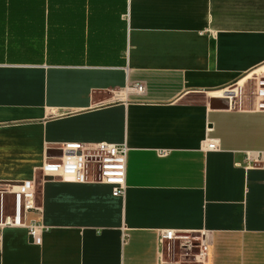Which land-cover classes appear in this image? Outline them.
Wrapping results in <instances>:
<instances>
[{"label": "crops", "instance_id": "crops-1", "mask_svg": "<svg viewBox=\"0 0 264 264\" xmlns=\"http://www.w3.org/2000/svg\"><path fill=\"white\" fill-rule=\"evenodd\" d=\"M263 65L264 0H0V182L36 177L46 227L4 229L0 264H161L162 230L264 264V167L244 161L264 110L222 91ZM99 142L128 148L121 198L39 179L52 150Z\"/></svg>", "mask_w": 264, "mask_h": 264}, {"label": "built area", "instance_id": "built-area-1", "mask_svg": "<svg viewBox=\"0 0 264 264\" xmlns=\"http://www.w3.org/2000/svg\"><path fill=\"white\" fill-rule=\"evenodd\" d=\"M264 65L251 73L255 75L236 88H227L225 99L239 109L264 110ZM248 76V75H247ZM246 76V77H247ZM253 81L252 90L246 94L243 106V89ZM231 86V87H232ZM131 90L142 93V84ZM250 99V102L249 100ZM209 151L218 150L215 141L205 144ZM60 156L46 157L38 168L40 180H58L75 184H101L110 188V195L121 198L126 190V161L128 148L125 144L64 143L58 149ZM165 154V152H161ZM247 166L264 167V155L246 154ZM36 177L20 182H0V245L2 231L8 228L25 230L30 241L46 230L41 223V206L37 199ZM158 246L165 256L161 264H208L210 241L206 232L162 230L158 232Z\"/></svg>", "mask_w": 264, "mask_h": 264}, {"label": "rangeland", "instance_id": "rangeland-1", "mask_svg": "<svg viewBox=\"0 0 264 264\" xmlns=\"http://www.w3.org/2000/svg\"><path fill=\"white\" fill-rule=\"evenodd\" d=\"M253 75L254 74H252L250 77L252 78ZM246 76H244L243 78H246ZM254 77H255V75H254ZM231 86H232V84L230 85V88H236L235 86H232V87ZM252 86H253V81L252 80L248 81L247 84L244 86V89H243V100H244L243 104L244 105L243 106H246V103H247L246 102V94L252 90ZM248 100L250 102V99H248Z\"/></svg>", "mask_w": 264, "mask_h": 264}, {"label": "bare ground", "instance_id": "bare-ground-1", "mask_svg": "<svg viewBox=\"0 0 264 264\" xmlns=\"http://www.w3.org/2000/svg\"><path fill=\"white\" fill-rule=\"evenodd\" d=\"M260 70H264V68H261ZM250 76H251V74H249L246 78H244V79H242L241 81H239V82H238V83H239L238 86H241L245 80L251 78ZM224 91H225V90H224Z\"/></svg>", "mask_w": 264, "mask_h": 264}, {"label": "water", "instance_id": "water-1", "mask_svg": "<svg viewBox=\"0 0 264 264\" xmlns=\"http://www.w3.org/2000/svg\"><path fill=\"white\" fill-rule=\"evenodd\" d=\"M52 153H54V154H53V157L60 156V152H59V150H52Z\"/></svg>", "mask_w": 264, "mask_h": 264}, {"label": "flooded vegetation", "instance_id": "flooded-vegetation-1", "mask_svg": "<svg viewBox=\"0 0 264 264\" xmlns=\"http://www.w3.org/2000/svg\"><path fill=\"white\" fill-rule=\"evenodd\" d=\"M232 85H234V83Z\"/></svg>", "mask_w": 264, "mask_h": 264}]
</instances>
